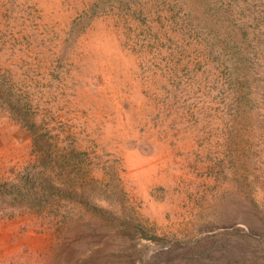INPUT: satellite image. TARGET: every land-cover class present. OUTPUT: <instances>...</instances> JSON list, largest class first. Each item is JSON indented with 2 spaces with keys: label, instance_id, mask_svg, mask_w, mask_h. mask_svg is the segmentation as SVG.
I'll list each match as a JSON object with an SVG mask.
<instances>
[{
  "label": "rangeland",
  "instance_id": "obj_1",
  "mask_svg": "<svg viewBox=\"0 0 264 264\" xmlns=\"http://www.w3.org/2000/svg\"><path fill=\"white\" fill-rule=\"evenodd\" d=\"M0 264H264V0H0Z\"/></svg>",
  "mask_w": 264,
  "mask_h": 264
}]
</instances>
